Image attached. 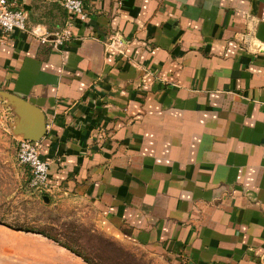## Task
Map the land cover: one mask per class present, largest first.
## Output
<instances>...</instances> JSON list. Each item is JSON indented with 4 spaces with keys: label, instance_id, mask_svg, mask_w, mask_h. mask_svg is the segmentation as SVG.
I'll use <instances>...</instances> for the list:
<instances>
[{
    "label": "crops",
    "instance_id": "obj_1",
    "mask_svg": "<svg viewBox=\"0 0 264 264\" xmlns=\"http://www.w3.org/2000/svg\"><path fill=\"white\" fill-rule=\"evenodd\" d=\"M8 1L72 29L59 51L0 30V93L45 115L44 206L155 264H264V0Z\"/></svg>",
    "mask_w": 264,
    "mask_h": 264
},
{
    "label": "rangeland",
    "instance_id": "obj_2",
    "mask_svg": "<svg viewBox=\"0 0 264 264\" xmlns=\"http://www.w3.org/2000/svg\"><path fill=\"white\" fill-rule=\"evenodd\" d=\"M0 121V264H86L56 242L28 232L31 229L55 236L64 235L59 237L62 241L85 251L98 264L107 262L103 256V259L97 256V248L105 257L112 255L111 264H120L117 255L114 257L93 238L99 234L88 220L80 218L73 210L44 206L41 194L22 192L20 186L29 175L25 173L21 176L19 167L13 165L19 138L12 133L7 119ZM129 253L139 264L157 263ZM125 264H128L127 261Z\"/></svg>",
    "mask_w": 264,
    "mask_h": 264
},
{
    "label": "built area",
    "instance_id": "obj_3",
    "mask_svg": "<svg viewBox=\"0 0 264 264\" xmlns=\"http://www.w3.org/2000/svg\"><path fill=\"white\" fill-rule=\"evenodd\" d=\"M60 3L72 16L80 17L82 21L88 19L83 0H60ZM0 30L4 34H11L14 31L30 33L38 38L41 44L48 45L56 51L61 50L72 38L70 23L66 24L63 30L52 35L41 34L38 29L30 30L27 25L26 13L21 9L12 8L8 0H0ZM121 44L120 36L114 34L110 37L108 47L121 52ZM0 124H2L1 121ZM16 161L18 165L30 170L29 186L33 192L41 195L53 192V185L49 181L50 164L41 157L40 142L19 139ZM262 258H264V253Z\"/></svg>",
    "mask_w": 264,
    "mask_h": 264
},
{
    "label": "water",
    "instance_id": "obj_4",
    "mask_svg": "<svg viewBox=\"0 0 264 264\" xmlns=\"http://www.w3.org/2000/svg\"><path fill=\"white\" fill-rule=\"evenodd\" d=\"M0 101L9 111V127L15 137L40 142L46 135L44 113L27 100L10 93L1 92Z\"/></svg>",
    "mask_w": 264,
    "mask_h": 264
},
{
    "label": "trees",
    "instance_id": "obj_5",
    "mask_svg": "<svg viewBox=\"0 0 264 264\" xmlns=\"http://www.w3.org/2000/svg\"><path fill=\"white\" fill-rule=\"evenodd\" d=\"M28 232L40 234L43 237L56 242L57 244L61 245L65 249L69 250L70 252H72L75 255H77L78 257H80L86 264H98V263L94 262L92 259H90L89 255H87V253L85 251H80V250L76 249L75 247H73L72 245H70L69 243L62 241V239L59 238V237L64 236L62 234L55 236V235H52L48 232H44V231H40V230H34V229L28 230ZM93 238L96 239L100 245H102L103 249H108L113 254L114 257L117 255V261L119 260V262H121L120 264H125V261H127L128 264H139L138 262H136V258L133 257L131 253H129L127 250H125L123 247H121L120 245H118L114 241H111L110 239H107L102 235L94 236ZM93 247L95 249V246H93ZM96 252L98 253L97 256L99 258H102V256H103L105 259H103V258L102 259L105 260L107 262V264H111V262H112L111 256L112 255L108 254L105 257V255L101 252L100 248L99 249L97 248ZM109 261H110V263H109ZM129 262H131V263H129Z\"/></svg>",
    "mask_w": 264,
    "mask_h": 264
}]
</instances>
